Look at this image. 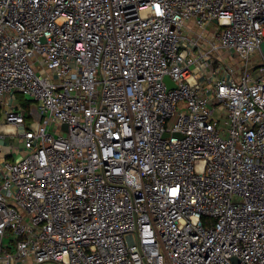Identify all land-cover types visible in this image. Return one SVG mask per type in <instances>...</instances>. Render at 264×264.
Masks as SVG:
<instances>
[{
  "label": "built area",
  "instance_id": "built-area-1",
  "mask_svg": "<svg viewBox=\"0 0 264 264\" xmlns=\"http://www.w3.org/2000/svg\"><path fill=\"white\" fill-rule=\"evenodd\" d=\"M262 41L264 0H0V264H264Z\"/></svg>",
  "mask_w": 264,
  "mask_h": 264
},
{
  "label": "water",
  "instance_id": "water-1",
  "mask_svg": "<svg viewBox=\"0 0 264 264\" xmlns=\"http://www.w3.org/2000/svg\"><path fill=\"white\" fill-rule=\"evenodd\" d=\"M260 52H261V54L264 57V41H262V43L260 44ZM164 80L167 83V88L174 87L173 83L170 81V79H169L168 76H165L164 77ZM29 126L33 127L34 124L29 123ZM63 127L65 128L66 127V124H63Z\"/></svg>",
  "mask_w": 264,
  "mask_h": 264
},
{
  "label": "rangeland",
  "instance_id": "rangeland-1",
  "mask_svg": "<svg viewBox=\"0 0 264 264\" xmlns=\"http://www.w3.org/2000/svg\"><path fill=\"white\" fill-rule=\"evenodd\" d=\"M257 54V53H256ZM255 57V56H254ZM226 59H230V57H227ZM19 98H21V99H23V96L22 95H19L18 96ZM183 105V102L181 101L179 104H178V109H180V107ZM175 120H176V118L173 116L171 119H170V121H169V123L170 124H172V123H174L175 122Z\"/></svg>",
  "mask_w": 264,
  "mask_h": 264
}]
</instances>
